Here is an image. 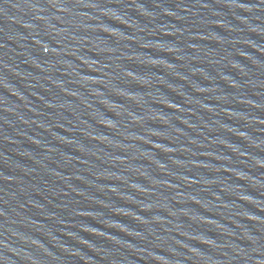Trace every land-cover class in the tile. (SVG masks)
I'll return each instance as SVG.
<instances>
[{
	"label": "water",
	"instance_id": "obj_1",
	"mask_svg": "<svg viewBox=\"0 0 264 264\" xmlns=\"http://www.w3.org/2000/svg\"><path fill=\"white\" fill-rule=\"evenodd\" d=\"M0 264H264V0H0Z\"/></svg>",
	"mask_w": 264,
	"mask_h": 264
}]
</instances>
